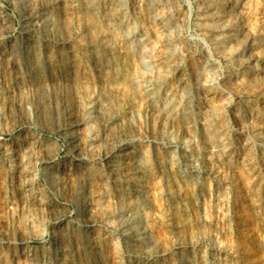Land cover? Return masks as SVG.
Instances as JSON below:
<instances>
[{"label":"rangeland","instance_id":"rangeland-1","mask_svg":"<svg viewBox=\"0 0 264 264\" xmlns=\"http://www.w3.org/2000/svg\"><path fill=\"white\" fill-rule=\"evenodd\" d=\"M47 1L62 18L32 42L37 41L51 64H43L33 74L36 79L28 73L12 79L5 73L7 84L21 92L0 101V264H59L54 259L62 257L63 248L68 250L63 264H264V138L257 136L264 133V87L252 74L245 83L235 78L244 69L227 60L232 45L216 44L217 32L208 30L213 22L203 19L205 6L216 1L153 0L159 14L177 17L169 30L170 38L178 40L172 45L148 26L149 0H132L127 26L139 32L140 40L147 38L128 45L115 31L114 17L109 21L106 14L90 13L87 18L72 0ZM2 3L14 14L13 5ZM245 3L244 13L258 39L253 53L264 66V0ZM19 18L16 14L0 31L1 36L13 34L0 36V52L10 40L17 42L16 63L20 59L25 67L23 51L29 45H20ZM170 50L177 56L168 90L178 100L171 109L182 103L190 108L169 117L159 114L165 107L161 104L151 115L130 80L143 72L148 59L167 67ZM246 53L244 58L251 54ZM217 82L222 87L207 101L203 85ZM96 102L105 107L101 118L93 113ZM258 111L260 131L252 124ZM85 116L95 122L77 125ZM74 134L80 139L74 141ZM25 135L45 141L27 159L37 174L29 196L17 184V167L7 155L15 149L22 160L19 145ZM91 136L99 141L92 143ZM131 145L145 152L146 173L142 187L124 190L102 171L110 156ZM239 146H247L258 165L255 179L244 166V154H233L231 148ZM50 158L64 162V170L51 169ZM52 175L63 178L62 185H55ZM108 194L114 195L104 197ZM122 205L126 212L118 216ZM108 211L114 217H106ZM131 216L137 224L121 228L119 221ZM133 227L146 234L129 247L124 235ZM59 231L68 233L61 238L55 235ZM34 253L44 258L32 260Z\"/></svg>","mask_w":264,"mask_h":264},{"label":"bare ground","instance_id":"bare-ground-1","mask_svg":"<svg viewBox=\"0 0 264 264\" xmlns=\"http://www.w3.org/2000/svg\"><path fill=\"white\" fill-rule=\"evenodd\" d=\"M5 1L9 5H13L14 14H11L8 11L7 6L5 4L3 3L0 4V31L5 29L4 27H6L10 21L12 22V19L16 18V14H19L20 16L19 21L22 26L21 38L23 40V43L20 45L22 47H24V45L26 46V44L29 46L27 50L24 47L25 50L23 52L27 54L26 55L27 63L25 67H23V63H20V59H19V63H16V58L18 56V52H17L18 48L16 47L17 42L15 43V41L10 40L11 42L7 43L6 45H3L2 52H0V69L2 70V68L5 66L7 71L5 72L4 70V73L0 71V101H7L11 97V94H13L14 91H16L14 90L12 86L8 85L7 82L4 80L6 79L5 73L10 72V74L13 76L12 79L22 78L24 73H28L29 77H32V79H36L35 78L36 76L33 74H36L38 70H40L42 65L46 64V62H49V64H51L49 58L48 57L45 58L44 55H46V53L44 52L45 54H43L42 49L37 44V41L33 40L32 42V39H35L34 37L37 36V34L39 35V32H44V31L48 32L52 30L54 27H56V25L58 24V21L61 20L62 18L61 13H60L61 16L57 15L54 10L47 7L46 0H5ZM215 1H216V4L214 6H205L207 10H205L203 14L204 20L213 22V23L208 24V30L217 32L214 38L216 44L222 46L221 44L223 43L225 44L229 43L232 45L231 50L229 51V53H227L228 54L227 60L231 64L233 65L237 64L240 67H242V69H244V71L240 73L239 76L235 75V78L236 77H238V79L241 78L243 82L245 83L246 81H248V78L246 77V75L252 74V76H255L258 80H260L259 85H261V87L263 88L264 87V66H262L259 63L257 59V55L255 57L254 56L255 53H253L255 52L257 48L256 45H257L258 39L254 37L253 35L254 34V32L252 31L253 27H252L251 21L249 20V17H247L248 13L247 15L244 13L245 12L244 10H246L245 0L244 1L243 0H232L233 2H235L234 5H227L229 0H215ZM250 1L255 2V0H250ZM72 3L74 7L77 9L76 11L86 15L87 18H89L88 16L90 15V13H93V15L97 14V16L98 14H106L105 19L109 21L112 19V17H114L113 21L111 22H113V25L116 26L117 29H115V31H118L117 34L120 35V37L122 38V40L125 42L126 45L130 43H134L136 41L143 43V41H145V39L147 38V37L145 38V36L142 35L143 37L140 40V38L138 37L139 32L132 30L133 28L131 29L127 26L128 21H129V14H128L129 11L128 10L132 6V0H72ZM157 6H158L157 2L153 0L152 1L149 0V3L147 4V10H146L147 15H149L148 17H146L148 19V24H149L148 26L151 25L152 27H155V29L158 31L157 33L160 35L159 37L163 38L164 41L166 40V42L172 45L178 40L170 38L169 30L175 26L177 17H173V16L169 17L164 14H159L157 12L158 10ZM63 16L66 17V12L64 11H63ZM101 16L103 17V15ZM245 16L247 19H245ZM87 20L90 21L89 19ZM111 22H109V24ZM10 27L12 26L10 25ZM12 37H13V34L11 31H6L1 36L2 39L12 38ZM0 51H1V48H0ZM247 51H250L251 54L248 57L244 58L247 54L246 53ZM175 55H176L175 50L166 51L167 64H168L167 67H165L166 69L161 68L160 66L161 64L158 67V65L155 64L152 60L148 59L144 61L143 72L139 76L135 77V79L133 78L132 80H130V83L133 82L134 84V87L132 86L133 92L134 91L139 92L143 95L146 108L148 110V113H150L151 115H154V112L158 109L159 105L161 104H165V107L159 111V114L161 115L165 114V115H168L169 117H173L177 111H180V110H182L183 112L189 111L190 106L187 105L188 103L178 104L176 109L172 110L173 106L175 105V102H178V100L175 97L176 95H173L171 90H168L167 80H169L168 78L170 77L169 76V73L171 72L170 68L173 66L171 65V63L173 61V58H175ZM239 55H241V57ZM237 58H240V59L237 60ZM226 67L229 68L230 66H226ZM234 67L235 66H233L232 70H234ZM211 70H208V73L212 72ZM176 71L177 69L174 70L173 72L174 75ZM72 74H73V77L71 79L74 80L76 76L75 70L72 71ZM173 74L171 76H174ZM220 84L221 83L217 82L216 84L208 83V84L203 85V87H205L204 91L207 92L204 95L207 101L212 100L213 97H210V96L213 93H215L216 89H219L220 87H222ZM20 92L21 90L19 88L17 89L16 94H20ZM187 95L189 97L190 93ZM103 107L104 105L102 106L99 102H96L93 107L94 108L93 113L97 115L99 114L101 118L104 113V109H105V107L104 109ZM252 112H254V108H252ZM36 114H37L36 115L37 117H40L41 111L37 110ZM257 114L258 115L256 116V119L252 121V124H253V129L260 131L263 125L259 120L261 116L259 111ZM97 115H96V118H97ZM75 122L78 123L77 125H80L84 123L89 124L90 122H95V120H89L88 117L85 116L83 119H80V122H79V119L76 120ZM73 125L77 126L75 125V123ZM77 135L78 134L72 135L74 141H77L80 139ZM257 136L264 138V133L259 132ZM90 141L92 143L94 142L96 143L99 141V138L98 136H91ZM228 144L233 146L234 143L229 142ZM44 145H45V141L40 140V139L35 140L34 138H30L29 135H25L23 144L19 145L21 149L24 148L22 160H19L16 157L18 152H16L15 149L10 150V152L7 154L8 156H10V159H11L10 162L14 163L15 168L17 167V169H15L13 173L16 176L17 184L22 190L23 195L27 196L28 193L30 192L31 187H32L31 181L35 179L37 180L36 178L37 174L31 171L27 159H29L30 156L33 155L37 151V149L39 150ZM96 147L97 146H94L93 148H96ZM224 148H227V146H225ZM231 149L236 151V152H233V154L235 155L237 153L236 157L244 154V163H245L244 166L246 167L249 175L255 179L257 177L256 174L259 169H258V165L255 164L256 162L248 154L247 152L248 147L239 146L237 148L233 147ZM145 156H146L145 152L142 151V147H140L139 145H131L129 147L125 146L121 148V152L113 156H110V159L108 160L102 172H108L110 180L113 183L117 184L119 188H122L124 190L126 189L130 190L132 187L136 185L137 186L140 185L145 177V173H146V169L144 167ZM263 156H264V151H263ZM54 159L55 158L49 159L50 160L49 163H52L50 165V168L55 169V170H64V165H65L64 162L63 163L59 162L60 160L55 162ZM81 159L84 160V158H81ZM126 159H129L130 161L126 163L124 161ZM50 173H53V172H50ZM52 176L56 180V181L54 180L53 182L55 183V185L61 184V182L63 181V178L59 176H54V175ZM106 193H108V191ZM109 195H114V194L104 195V197L109 198L110 197ZM129 197L130 196L128 195V198ZM109 200L106 202L109 203ZM88 211L90 210L87 209L86 212ZM118 211L120 213L118 214V216L122 215V213L124 214V212H126L125 206L124 205L119 206ZM106 217L108 218L114 217V215H112L111 212L108 211L106 213ZM130 224L131 225L137 224L136 220H134L132 216L126 221L125 220L119 221V226L121 228L129 227ZM130 231L134 233V236L129 235ZM67 233L68 231L67 232L63 231V233L62 232L60 233L59 231V233L55 235L58 237L61 236L62 238V236L66 235ZM69 233L72 235V237L74 238L77 237L76 232L69 231ZM145 234H146L145 230L133 227L129 229V231L126 232V234L124 235L125 243L129 247H134L136 246L138 242L141 241L142 236H145ZM67 251L68 250L66 248H63V250H61L62 257L55 258L54 260L57 259L59 264H63L66 260ZM30 255H31L32 260H36V261H39L41 258H44V257H40L37 253L30 254Z\"/></svg>","mask_w":264,"mask_h":264}]
</instances>
